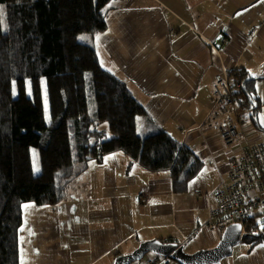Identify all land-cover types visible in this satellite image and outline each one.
Here are the masks:
<instances>
[{
	"label": "crops",
	"instance_id": "obj_1",
	"mask_svg": "<svg viewBox=\"0 0 264 264\" xmlns=\"http://www.w3.org/2000/svg\"><path fill=\"white\" fill-rule=\"evenodd\" d=\"M105 19L106 29L88 42L144 106L140 133L151 124L164 130L195 153L199 171L175 180L169 169L148 170L122 151L88 161L59 203L22 204L19 264H113L151 239L187 253L215 246L221 232L204 225L239 145L226 144L211 121L218 111L212 83L223 68L256 78L262 106L256 122L245 111L242 126L248 139L264 140V0H112ZM207 264H264V240L242 236L229 255Z\"/></svg>",
	"mask_w": 264,
	"mask_h": 264
},
{
	"label": "trees",
	"instance_id": "obj_2",
	"mask_svg": "<svg viewBox=\"0 0 264 264\" xmlns=\"http://www.w3.org/2000/svg\"><path fill=\"white\" fill-rule=\"evenodd\" d=\"M110 1L0 0V264H19L22 204L59 203L90 160L122 151L130 161L151 171L169 169L183 182L199 171L195 153L164 130L151 124L140 133L144 106L101 67L93 43L78 40L81 33L106 29ZM228 76L238 111L243 116L248 110L256 122L262 106L254 95L256 78L243 68ZM102 122L112 134L106 139ZM244 233L249 243L264 240L254 217Z\"/></svg>",
	"mask_w": 264,
	"mask_h": 264
},
{
	"label": "built area",
	"instance_id": "obj_3",
	"mask_svg": "<svg viewBox=\"0 0 264 264\" xmlns=\"http://www.w3.org/2000/svg\"><path fill=\"white\" fill-rule=\"evenodd\" d=\"M215 50L219 48L215 47ZM212 87L218 111L211 121L218 122V132L226 144L238 140L239 145L238 153L230 163L228 183L216 190L215 205L204 226L222 232L231 223L243 226L250 217H254L258 227L264 229V140H250L244 134L242 114L233 101L226 69L215 76ZM161 261L180 264L169 254L143 255L140 262L133 264H158Z\"/></svg>",
	"mask_w": 264,
	"mask_h": 264
},
{
	"label": "water",
	"instance_id": "obj_4",
	"mask_svg": "<svg viewBox=\"0 0 264 264\" xmlns=\"http://www.w3.org/2000/svg\"><path fill=\"white\" fill-rule=\"evenodd\" d=\"M241 226L233 223L226 226L217 244L211 248L200 249L192 253L183 250L182 245L175 242L163 243L158 239L141 242L133 251L120 254L115 257L113 264H129L140 260L147 252L157 255L169 254L180 264H207L218 261L221 257L229 255L235 245L241 239Z\"/></svg>",
	"mask_w": 264,
	"mask_h": 264
},
{
	"label": "rangeland",
	"instance_id": "obj_5",
	"mask_svg": "<svg viewBox=\"0 0 264 264\" xmlns=\"http://www.w3.org/2000/svg\"><path fill=\"white\" fill-rule=\"evenodd\" d=\"M0 9H1V12H4L3 5H0ZM2 21H3L2 22V25L4 27L5 26L4 18H2ZM88 36H89L88 33H81V34L78 35V40L83 41V42H88L89 41ZM43 103H44V109H45V116L48 117V115H49L48 99H47V96H46V93H45V90L44 89H43ZM90 105H91V108H94V102H93V99L92 98H90ZM99 128L105 131V134H103L104 135V139H106V138H108V137H110L112 135L110 133V131L108 130V125H107L106 122L100 123V127ZM261 134L264 135V131H261ZM32 155H33V163L35 164V168H36L39 165V160H38L37 152L34 150L32 152ZM144 255L146 257L147 256H153L154 253L153 252H147ZM140 260L133 261V262H131L129 264H133V263H136V262H140Z\"/></svg>",
	"mask_w": 264,
	"mask_h": 264
},
{
	"label": "bare ground",
	"instance_id": "obj_6",
	"mask_svg": "<svg viewBox=\"0 0 264 264\" xmlns=\"http://www.w3.org/2000/svg\"><path fill=\"white\" fill-rule=\"evenodd\" d=\"M235 105H236V104H235ZM218 126H219V124H218ZM247 221H248V220H247ZM247 221H246V222H247ZM255 221H256V220H255ZM246 222H245V223H246ZM245 223L243 224V226L239 223L240 226H241V236H244V234H245V233H244V225H245ZM231 224H233V223H231ZM227 226H228V225H227ZM225 228H226V227H225ZM223 231H224V230H223ZM223 231L221 232V234L223 233Z\"/></svg>",
	"mask_w": 264,
	"mask_h": 264
},
{
	"label": "snow or ice",
	"instance_id": "obj_7",
	"mask_svg": "<svg viewBox=\"0 0 264 264\" xmlns=\"http://www.w3.org/2000/svg\"><path fill=\"white\" fill-rule=\"evenodd\" d=\"M3 21H2V18H0V23H2ZM25 207H27V205L25 206ZM262 226H264V225H262Z\"/></svg>",
	"mask_w": 264,
	"mask_h": 264
}]
</instances>
